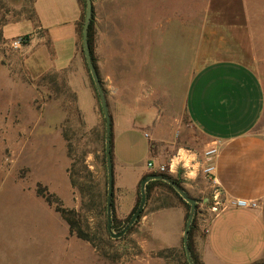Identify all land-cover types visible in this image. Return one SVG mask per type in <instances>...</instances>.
I'll use <instances>...</instances> for the list:
<instances>
[{
    "label": "crops",
    "instance_id": "1",
    "mask_svg": "<svg viewBox=\"0 0 264 264\" xmlns=\"http://www.w3.org/2000/svg\"><path fill=\"white\" fill-rule=\"evenodd\" d=\"M91 3L94 29L91 58L96 71L109 65L114 77L121 75L122 79H127L131 77L128 75L131 64L135 63L137 78H150L147 69L151 65L152 79L170 80L175 78L178 64L188 62L191 70L193 25L161 22L162 14H175L177 9L161 8L155 3L146 6L144 0H121L120 14H127V22L123 23L118 22L121 17L116 16L119 15L117 0H91ZM185 3L190 4L191 0ZM219 3L222 2L208 0L197 12L204 16L203 27L214 32L199 46V66L190 74L183 93V111L203 137L202 148L182 149L176 122L166 117V110L146 107L153 89L144 82L138 92L124 101L123 115L109 114L113 206L117 214H128L136 203L140 182L150 173L147 163L172 162L168 176L179 183L195 204L198 200L205 204H201L198 211L202 219L208 217L207 223L202 225L201 262L264 264V130L261 129L264 122V7L245 4L240 9L243 18L235 14L232 20L225 21L220 16L226 9L217 5ZM33 8V23H16L5 28L9 38L27 36L23 66L28 77L37 80L80 64L83 3L80 0H34ZM181 13L192 15L193 11L186 6ZM211 16L218 18L210 20ZM160 33H170L175 42L178 36L181 38L173 49H163ZM167 59L170 62L164 61ZM123 90L122 95L128 93V89L123 87ZM211 149L213 155L204 158L203 152ZM208 165L214 168V181L202 173ZM124 173L134 176L129 190L121 181ZM214 191L218 192L221 204L212 212L206 208V203ZM127 192L133 196L132 205L123 211L122 199ZM237 201L246 205L237 206ZM170 210L176 212L179 229L174 238L179 240L183 237L186 215L181 203L162 207L151 216L158 215L166 221ZM163 230L166 231L164 227Z\"/></svg>",
    "mask_w": 264,
    "mask_h": 264
},
{
    "label": "rangeland",
    "instance_id": "2",
    "mask_svg": "<svg viewBox=\"0 0 264 264\" xmlns=\"http://www.w3.org/2000/svg\"><path fill=\"white\" fill-rule=\"evenodd\" d=\"M117 1L119 15L116 16L121 17L118 22L125 23L127 14H120L121 0ZM144 1L146 6L155 3L161 8L177 9L175 14H162L161 22H190L193 25L191 70L188 62L185 65L178 64L175 78L160 80L152 79L150 65L147 69L150 78L146 76L141 79L137 78L134 63L128 72L131 77L122 79L121 75L114 77L109 65H104L105 68H100L97 74L108 114L123 115L124 101L138 92L145 82V86L153 89L146 107L165 109L166 117L176 122L175 130L179 133L177 139L182 149L192 151L196 147L199 150L204 143L203 137L190 124L182 102L189 76L200 63L201 56L198 60L200 52L197 50L214 32L203 27L204 16L197 13L208 0H191L190 4L185 3L186 0ZM220 1L222 3L217 5L226 9L220 19L225 21L232 20L235 14L240 17V9L245 4L264 7V0ZM33 4L34 0H0V264H189L183 237L176 240L174 236L179 229L176 212L170 210L166 221L158 215L151 216L162 207L181 203L167 188L165 184L168 183L165 181L147 182L146 201L140 215L120 238L111 236L110 232L118 234L129 224L137 200L128 214H117L113 206L109 232L106 214L105 121L82 47L80 64H74L62 73H50L31 80L23 66L24 45L14 48L12 42L16 38L5 35L7 26L34 22ZM186 6L192 8V15L181 13ZM216 18L211 16L209 19ZM170 33H160V40L165 45L161 46L163 49H173L178 43L177 39L181 38L178 36L175 42ZM164 61L170 62L169 59ZM123 87L128 89L124 95L121 94ZM261 127L264 130V122ZM151 175L168 176L167 173L154 172L147 176ZM72 180L89 192H98L105 198L104 213L94 208L83 212L87 219V232L94 238V244L70 235L66 223L55 213L53 206L36 194L38 187L45 188L58 198L62 207L79 212L81 196L78 188L72 186ZM121 181L125 189L129 190L134 183V176L124 173ZM138 197L140 202V185ZM132 199L129 192L124 195L121 204L123 211L130 209ZM198 201L195 207L199 211L202 202ZM210 207L211 202L208 200L206 208L210 210ZM184 220L185 227L186 215ZM207 220L208 217L202 219L197 214L190 235L189 256L191 253L199 264H203L199 250L204 236L202 225ZM190 260L192 262L191 257Z\"/></svg>",
    "mask_w": 264,
    "mask_h": 264
},
{
    "label": "water",
    "instance_id": "3",
    "mask_svg": "<svg viewBox=\"0 0 264 264\" xmlns=\"http://www.w3.org/2000/svg\"><path fill=\"white\" fill-rule=\"evenodd\" d=\"M84 1H85V13H84V21H83V27H82V50H83V55H84L87 68L90 72L92 81L95 85L96 92L99 97L101 111H102L104 121H105V160H106V167H107L106 214H107V229L110 232L111 230V202H112V196H113V166H112V158H111V152H110L111 119L108 114L105 96L102 90L100 80L98 78L97 71L91 60L90 49H89L88 40H87L88 27H89V24L92 18V3H91V0H84ZM150 180H162V181L167 182L177 192V194L183 199V201L186 202L190 206L188 218L186 220L184 231H183V247H184V251H185L189 264H193L189 256L188 232H189V228L191 226L193 214L195 211V205H196L195 201L192 198H189L185 194V192L180 187H178L173 181L166 179L163 176H152V175L147 176L140 182V202L137 207V210L131 216L129 224L125 227V229L118 234H112L110 232L111 236L114 238H120L125 233L128 226L132 225L134 221L138 218L141 211L143 210V207L146 201L145 185Z\"/></svg>",
    "mask_w": 264,
    "mask_h": 264
},
{
    "label": "trees",
    "instance_id": "4",
    "mask_svg": "<svg viewBox=\"0 0 264 264\" xmlns=\"http://www.w3.org/2000/svg\"><path fill=\"white\" fill-rule=\"evenodd\" d=\"M80 1L83 3V7L85 10V1L84 0H80ZM82 26H83V23H82ZM93 34H94L93 26H92V20H91L89 27H88V34H87L90 55H92L91 44H92ZM22 40H23V45H25L28 40L27 36H24ZM91 60L93 62L92 58ZM110 152L112 156L111 138H110ZM73 168L74 166L72 165V171H73ZM165 178L173 181L178 187H180L183 190V188L179 185V183L176 180L170 178L169 176H165ZM165 185L167 186L169 190H171L175 194V196L179 199V201H181V204L187 210L186 211V220H187L188 211H189L190 206L186 202L183 201V199L177 194V192L170 185L168 184H165ZM72 186L78 188V191L81 196V206H80L79 212H75L74 210H69V209L62 207L58 198H56L52 194H49L45 188L38 187L36 190V194L38 197L42 198L49 206H53L55 213H57L62 218V220L66 223L70 235H74L76 238L82 241L94 244L95 243L94 238L87 232V225H86L87 219L85 218L83 212L89 211L94 208V209H99V211H102L104 213L105 198L98 192H95L94 194L89 192L85 187L78 184L76 181L73 182V180H72ZM146 193H147V190H146ZM138 204H139V197L137 198L136 206L132 210L130 217L136 211ZM112 210H113V200L111 202V211ZM197 214H198V210H197V207H195L193 219H192L191 226L188 232V246H189V241H190V235L192 233V230L194 229L195 216ZM190 257L192 259L193 264H199L195 258L193 259V257L191 256V253H190Z\"/></svg>",
    "mask_w": 264,
    "mask_h": 264
},
{
    "label": "built area",
    "instance_id": "5",
    "mask_svg": "<svg viewBox=\"0 0 264 264\" xmlns=\"http://www.w3.org/2000/svg\"><path fill=\"white\" fill-rule=\"evenodd\" d=\"M23 45V40L22 38H16L13 42H12V46L14 48H20ZM214 150H207L204 152V158H208L209 156L213 155ZM173 168V163L169 162L168 164L165 165H155L153 162H148L147 163V169L150 172H154L156 174H164L170 172V170ZM213 166L212 165H208L206 168L202 169V173L203 175L210 181H214V177H213ZM211 202V207H210V211L215 212L218 210V207L220 206V200L218 197V192L214 191L211 199L209 200ZM237 206H245V202L243 201H237L235 203Z\"/></svg>",
    "mask_w": 264,
    "mask_h": 264
},
{
    "label": "flooded vegetation",
    "instance_id": "6",
    "mask_svg": "<svg viewBox=\"0 0 264 264\" xmlns=\"http://www.w3.org/2000/svg\"><path fill=\"white\" fill-rule=\"evenodd\" d=\"M186 194V193H185ZM187 195V194H186ZM188 196V195H187ZM189 197V196H188ZM190 198V197H189Z\"/></svg>",
    "mask_w": 264,
    "mask_h": 264
}]
</instances>
